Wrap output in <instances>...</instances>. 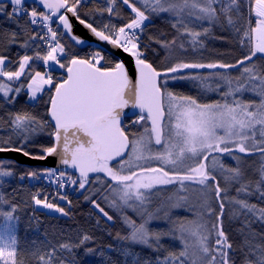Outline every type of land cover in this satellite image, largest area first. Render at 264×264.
Here are the masks:
<instances>
[{
  "label": "snow or ice",
  "instance_id": "6c2138e0",
  "mask_svg": "<svg viewBox=\"0 0 264 264\" xmlns=\"http://www.w3.org/2000/svg\"><path fill=\"white\" fill-rule=\"evenodd\" d=\"M120 2L127 6L132 18L123 26L109 20L100 29L81 18L80 8L89 0H33L31 10L26 0L0 2V15L13 22L26 16V24L43 29L42 34L34 32L24 40L21 47L30 48L29 41L37 39L46 46L42 53L38 50L40 44H36L33 55L25 54L15 61V70L9 67L13 63L10 58L0 55V98L4 103H15L25 85L14 84L22 77L27 80L31 101H37L38 94L46 89L53 93L47 101L50 122L27 111L8 114L7 123L21 144L19 147L0 146V153L21 152L36 160L58 157L60 165L79 174L78 178H73V174L58 168L44 169V175L50 180L55 177L59 188L71 184L83 190L89 183H99L108 192L103 199L110 208L121 213L131 209L138 217L139 222L126 214L121 216L128 229V234L121 239L156 251L163 247L161 240L166 236L179 242L178 250L158 257L157 264H234L229 257L233 246L221 222L229 188L238 185L237 196L229 202L237 205L240 213L264 221V207L239 198L241 193L246 196L258 193L264 200V65L257 64V61H264V0H247L248 22L242 31L241 45L246 42L248 52L242 59L235 63L181 60L163 70L147 61L140 46V35L152 17L167 19L177 33L170 41L155 40L168 50V58H171L175 47L182 51H187L186 46L193 51L205 47L204 39L211 31L210 27L203 26L205 22L209 26L235 28L241 33L235 26L236 18L243 15L244 3L242 0ZM117 4L118 0H104V6L96 12L101 16L107 13L109 17H119ZM9 5L10 10H7ZM37 5L43 10H38ZM69 13L99 41L122 49L134 58L135 82L129 77L123 61L105 67L109 61L101 51L91 52L86 57H68L61 36L67 34L76 44L85 43L73 34ZM197 24L200 30L194 26ZM61 27L64 31H60ZM17 37L15 31L8 34L7 44L16 43ZM37 61L42 62L45 71L35 70L33 64ZM198 69L214 71L207 75L185 72ZM57 70H63L64 75L54 76ZM169 80L196 81L202 91L216 92L220 99L201 103L190 95L169 90ZM246 94L256 99L246 101L243 99ZM125 109L132 110L128 123L125 122L128 117ZM129 125L139 126L140 131L130 134L126 130ZM45 127L52 128L49 133L52 143L42 145L38 155L25 151V145ZM257 154L261 165L253 189L252 182L245 180L241 165L245 157ZM225 158L231 159L234 166L226 165ZM12 175L7 162L0 161V177ZM27 175L38 178L40 174L29 171ZM218 177L225 187H221ZM170 185L175 186V191L168 197L169 208H184L194 219H173L170 211L149 209L152 193L162 190L161 186ZM190 190L203 197L196 207L188 203ZM209 194L214 195L220 209L215 222L210 220L215 210ZM60 199L67 197L61 195ZM85 199L90 198L86 196ZM33 200L36 205L68 215L64 208L48 202L47 198L40 199L39 194L34 195ZM0 202H4L2 198ZM91 202L107 220H113L100 203ZM15 211V205L10 211L0 210L3 218L0 264H24L17 258ZM159 219L167 221V231L150 227ZM88 239V236L83 237V240ZM71 247L67 243L60 245L62 249L71 250ZM54 253L52 249L46 255H39L38 264H54ZM245 264H264V253L255 260L246 259Z\"/></svg>",
  "mask_w": 264,
  "mask_h": 264
},
{
  "label": "trees",
  "instance_id": "16d2710c",
  "mask_svg": "<svg viewBox=\"0 0 264 264\" xmlns=\"http://www.w3.org/2000/svg\"><path fill=\"white\" fill-rule=\"evenodd\" d=\"M242 2L245 5L243 15L236 18L237 23L235 26L241 29V33L238 34L235 28L221 27L219 25L209 26L205 22L203 26L210 27L211 31L209 37L204 39L205 47L203 49L193 51L186 46L187 51H182L175 47L171 55H179L182 61L203 63L216 61L235 63L242 59L248 52L247 43L245 42L243 46L241 45L242 31L248 22L247 0H242ZM26 5L31 10L32 4L26 3ZM103 6L104 0H96L95 3L89 0L87 5L80 8L81 18L88 23H92L98 29L102 28L109 20L117 26H123L132 18L133 14L120 0H118L117 4V11L120 13L119 17H109L107 13H104L103 16L99 15L96 9ZM37 8L41 10L38 6ZM7 10H10V5ZM26 20V16H21L17 22H13L8 20L5 15H0V55L8 56L13 62L9 65L11 70H15V61L20 57L25 54H34V51L37 50L36 44L41 46V42L32 41H29L32 44L30 48L25 49L20 46L34 32H38L37 26L26 24ZM194 26L197 30H200L199 24ZM13 31L18 33L17 41L14 44H7V36ZM60 31L62 30L60 29ZM175 36H177V33L167 19L152 17L150 22H146L144 35L140 39V46L147 61L152 63L158 70L168 59L169 52L161 47L159 43H156L155 40L170 41ZM60 40L65 45L69 58L71 55H78L85 48L76 46L66 35L61 36ZM177 44H179V40ZM89 48L92 51H98L95 48ZM38 50L42 53L45 51L42 46ZM114 60L115 62L117 61L115 58ZM257 64L264 65V61H257ZM33 67L35 70L45 71L40 61L33 64ZM211 71L214 70H185L186 73L198 72L202 75H207ZM229 71H232L234 75L237 74L235 70ZM63 75V70H57L54 73L56 77ZM20 84H24L25 87L17 96L15 103L7 104L0 98V146L3 147H19L21 144L20 139L12 133L7 123L9 113L27 111L41 120L48 121L47 101L52 92L46 89L34 103L28 100V93L26 92L27 80L24 77L19 82H16L14 86H19ZM168 84L169 90L180 95H190L201 103H210L220 99L219 94L216 92L202 91L196 81H168ZM243 99L248 101L256 99V97L246 94ZM125 122L128 123L127 118ZM126 130L131 134L140 131V128L139 126L129 125ZM51 131V127L38 130L32 141L25 145L24 150L34 155L40 154L42 145H50L52 143V137L49 135ZM9 137H11L10 140ZM2 141H8V143H2ZM240 155L243 156L244 154ZM0 161L7 162V168L13 173L12 176L0 177V198L4 201L0 202V210L10 211L12 205L16 206L14 215L17 218L15 232L18 244L17 258L18 260H23L24 264H38L37 257L46 255L52 249H55L54 264H61V261H63V264H157L158 257L163 258L168 251H176L180 247L178 241L167 236L161 240L163 247L159 251L142 245L129 244L121 239L120 237L128 234V229L123 224L121 216L126 214L133 218V215L129 209L121 213L110 208L103 199V196L108 194L104 187L93 194V189H91L90 185L83 190L79 189L78 186H74L70 193H65L66 200L53 199L51 201L49 200L50 197H47L49 196L47 190L38 182V178L27 175L29 171H36L41 174L44 168L20 165L8 159H0ZM224 163L234 166V162L228 158H225ZM260 165L261 160L258 154L245 157L241 165L245 180L252 182L253 189L256 180L259 178L258 170ZM100 175L103 176V174ZM218 180H220L221 187H225L220 177H218ZM236 187L238 185H233L227 192L229 199L224 201L225 207L221 222L223 230L233 246L229 253L231 261L234 264H245L246 259L255 260L257 256L264 253V221L256 216L240 213L238 206L229 202L232 197L237 196ZM35 192L39 193L40 199L48 198V202L64 208L68 215L47 213L43 207H37L32 202ZM86 196L90 199H85ZM239 198L247 199L249 203L255 204L257 207H264V200L259 198L258 193L251 196L241 193ZM92 200L100 203L101 207H104L105 211L113 217V220H107L94 207ZM214 210L213 222H215L216 214L220 212L216 200ZM2 222L3 218L0 217V223ZM153 229L168 230L167 228L160 229L156 226ZM84 236H88L90 239L83 240ZM65 243L72 246L71 250L60 248V245Z\"/></svg>",
  "mask_w": 264,
  "mask_h": 264
},
{
  "label": "water",
  "instance_id": "95a60500",
  "mask_svg": "<svg viewBox=\"0 0 264 264\" xmlns=\"http://www.w3.org/2000/svg\"><path fill=\"white\" fill-rule=\"evenodd\" d=\"M2 3H8V0H0ZM26 3L33 4V0H26ZM41 10H43L39 5H37ZM70 17V22L73 26L72 32L78 38L82 39L84 44H76L69 35L65 34L68 39L73 42L78 47H92L101 51L102 53L113 56L117 61H123L126 69L128 71L129 77L135 82L137 78V71L134 64V58L128 53L123 52L122 49L114 48L112 45L108 44L104 41H99L89 29H87L84 25L80 24L79 21L72 17L71 14H68ZM62 31V27L60 28ZM53 94V93H52ZM125 112L128 113V117H131V109H125ZM48 116V115H47ZM48 121L50 122V117L48 116ZM0 159H8L14 161L20 165L32 166V167H41L44 169L48 168H58L59 171H67L76 176H78V172L71 168H67L64 165L59 164V159L56 156H49L46 160H36L31 159L30 157L24 156L21 152H2L0 153ZM90 176H94V174H90Z\"/></svg>",
  "mask_w": 264,
  "mask_h": 264
},
{
  "label": "rangeland",
  "instance_id": "374dc122",
  "mask_svg": "<svg viewBox=\"0 0 264 264\" xmlns=\"http://www.w3.org/2000/svg\"><path fill=\"white\" fill-rule=\"evenodd\" d=\"M139 6V5H138ZM92 51L89 47H85L83 48V50L78 54V56L80 57H86L88 56ZM102 53V52H101ZM106 59L109 61V63H106L104 66L105 67H112V65L115 63V60L113 58V56L102 53ZM178 61H181V59L179 58V55H171V58H168L163 64L162 66H160V70L165 69L166 67L170 66L171 64H174ZM169 82H172V80H169ZM26 92H27V87H26ZM42 94V93H41ZM40 94H38L39 96ZM28 100L30 102H34L35 101H31L29 99L28 96ZM231 160V159H230ZM232 161V160H231ZM78 178V177H75ZM90 185L91 189H93V194L97 192V189H101V185L99 183L96 182H92L91 184L89 183L88 185H86L85 188H87ZM92 185V186H91ZM72 187H74L73 185H71ZM162 190L160 191H154L151 195V202L149 204V209L152 211H155L157 208H161L164 211H170V215L172 216L173 219H178V220H190V219H194V216L188 212L186 209L184 208H169V201H168V197L172 196L174 191H175V186H161ZM198 187V186H196ZM107 195V194H106ZM188 195V203L190 205H192L193 207L198 206V204L201 202V200L203 199V197H201L200 193L197 191H191L189 193H187ZM209 198L212 201V207L214 208V204H215V198L213 195L209 194ZM37 207H42L41 205H36ZM47 213H51V214H62L59 212L54 211L53 209H46L44 208ZM129 211H131L133 218L137 219L138 221V217H136V215L132 212L131 209H129ZM213 217V216H212ZM210 218V220L212 221L213 218ZM139 222V221H138ZM213 222V221H212ZM158 227L160 229L162 228H167L168 229V223L166 220L164 219H159V220H155L150 224V227L153 229Z\"/></svg>",
  "mask_w": 264,
  "mask_h": 264
},
{
  "label": "built area",
  "instance_id": "2783aa9c",
  "mask_svg": "<svg viewBox=\"0 0 264 264\" xmlns=\"http://www.w3.org/2000/svg\"><path fill=\"white\" fill-rule=\"evenodd\" d=\"M53 27L55 28L56 25L54 24ZM38 32H43V29L39 28L37 26ZM144 35V31L141 33L140 35V39L142 38V36ZM35 42H41V46L44 48V50H46V46L43 44L42 41H40L39 39H37ZM38 182L40 183V185L42 187H44L47 190V193L49 194V196H47L49 198V200H53V199H57L60 198L61 195L65 196V193H68L69 191H71V184H66V186L64 188H59L58 185L55 183V177H53L51 180L49 178H47L43 172H41L40 176L38 177ZM39 193H34V195H37ZM47 198V199H48ZM32 202H34L33 198H32Z\"/></svg>",
  "mask_w": 264,
  "mask_h": 264
},
{
  "label": "flooded vegetation",
  "instance_id": "af4514ba",
  "mask_svg": "<svg viewBox=\"0 0 264 264\" xmlns=\"http://www.w3.org/2000/svg\"><path fill=\"white\" fill-rule=\"evenodd\" d=\"M128 120L130 119V118H127ZM95 175V174H94Z\"/></svg>",
  "mask_w": 264,
  "mask_h": 264
}]
</instances>
